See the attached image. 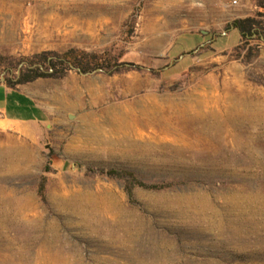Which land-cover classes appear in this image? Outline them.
Listing matches in <instances>:
<instances>
[{"label": "rangeland", "instance_id": "374dc122", "mask_svg": "<svg viewBox=\"0 0 264 264\" xmlns=\"http://www.w3.org/2000/svg\"><path fill=\"white\" fill-rule=\"evenodd\" d=\"M261 14L264 0H0V78L69 49L126 63L21 84L41 118L0 114V264H264V44L238 56L227 30ZM89 170L171 187L130 198Z\"/></svg>", "mask_w": 264, "mask_h": 264}, {"label": "trees", "instance_id": "16d2710c", "mask_svg": "<svg viewBox=\"0 0 264 264\" xmlns=\"http://www.w3.org/2000/svg\"><path fill=\"white\" fill-rule=\"evenodd\" d=\"M260 16H264L261 14ZM237 30L241 36L240 44L235 48L238 52V56L253 55L254 42L264 44V20L259 16H249L242 19H236L227 26V30ZM52 56V57H51ZM30 65L22 70L17 79H6V83L9 88L17 90V87L21 84L31 83L40 78H63L67 71L72 68H77L81 72H90L96 69H109L118 71L126 63H120L112 58H106L99 53H91L79 49H69L63 54L44 52L34 55L29 61ZM46 67V71H43L41 66ZM62 68V73L59 68ZM40 119L37 115L30 117L29 119ZM56 161L54 155L51 153L48 158L47 166L45 170L48 172L51 170V165ZM93 173L106 174L112 178H125L128 183L126 191L130 198L134 197V189L141 187L149 190H163L171 187L170 184H147L136 177L133 172L110 170L108 172L99 170H89ZM47 183L44 178L38 186V195L43 201H46Z\"/></svg>", "mask_w": 264, "mask_h": 264}, {"label": "crops", "instance_id": "0c3cea01", "mask_svg": "<svg viewBox=\"0 0 264 264\" xmlns=\"http://www.w3.org/2000/svg\"><path fill=\"white\" fill-rule=\"evenodd\" d=\"M19 96H24L28 102H20ZM21 111H26L29 114L25 116L21 114ZM31 113L41 117L40 109L33 103L32 98L27 93L18 87L17 90L9 88L6 80L0 78V114L5 117V121L20 126L24 122L34 120L29 119L34 116Z\"/></svg>", "mask_w": 264, "mask_h": 264}, {"label": "bare ground", "instance_id": "6f19581e", "mask_svg": "<svg viewBox=\"0 0 264 264\" xmlns=\"http://www.w3.org/2000/svg\"><path fill=\"white\" fill-rule=\"evenodd\" d=\"M50 20V19H49ZM50 22H52V21H50ZM49 22V24H47L45 27H47V28H49L51 25L50 24H52V23H50ZM90 28V27H89ZM150 28V27H149ZM50 29V28H49ZM48 30V29H47ZM35 35V34H34ZM207 95V94H206ZM204 97V96H203ZM215 97V96H214ZM187 98V97H186ZM193 98V97H192ZM200 98V97H199ZM202 98V97H201ZM199 99V100H197L198 102H197V107H196V109H199V108H204V107H206V108H208L207 106V104H205V102L206 101H203V99ZM195 99V98H194ZM198 99V98H197ZM214 99V98H213ZM192 101V100H191ZM190 101V102H191ZM209 104V103H208ZM210 105V104H209ZM218 105V104H217ZM210 106H212V105H210ZM228 108V107H227ZM190 109H191V107H190ZM189 109V110H190ZM208 109H210V107L208 108ZM213 109V108H212ZM200 110H202V109H200ZM214 110V109H213ZM212 110V111H213ZM188 111V109L187 110H185V112H187ZM195 112H197L196 110H194ZM205 111H207V109L205 110ZM193 112V111H192ZM192 112H191V114H192ZM208 113V112H207ZM212 113V112H211ZM195 114V113H194ZM193 114V115H194ZM188 115V114H187ZM197 116V115H196ZM200 116V115H199ZM203 116H204V114H203ZM215 116V115H214ZM195 117V116H194ZM205 117V116H204ZM202 118V117H201ZM157 123H159L158 121H154V122H151L150 124H154V125H157ZM159 126V125H158ZM208 127V126H207ZM163 128V127H162ZM165 128V127H164ZM169 129V128H168ZM167 128H165V130H168ZM208 129V128H207ZM197 131H198V133H201L202 135H207V137L211 140V139H215V136H213V135H211V131L210 132H203V131H201V129L199 130V129H196ZM216 141H218V140H216ZM191 146H193V145H191ZM193 147H195V146H193ZM192 147V148H193ZM196 148V147H195ZM198 148V147H197ZM202 147H200V149H201ZM202 150V149H201ZM203 151V150H202ZM46 256V255H45ZM5 259V258H4ZM47 259V258H46ZM2 263V262H1ZM63 263V262H62ZM3 264V263H2ZM61 264V263H60Z\"/></svg>", "mask_w": 264, "mask_h": 264}]
</instances>
